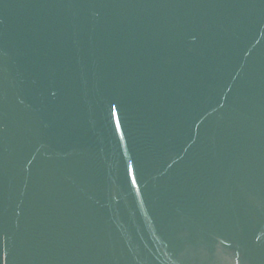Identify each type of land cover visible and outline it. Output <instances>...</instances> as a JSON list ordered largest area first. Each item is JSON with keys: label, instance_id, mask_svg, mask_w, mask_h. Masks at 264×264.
Returning <instances> with one entry per match:
<instances>
[{"label": "water", "instance_id": "water-1", "mask_svg": "<svg viewBox=\"0 0 264 264\" xmlns=\"http://www.w3.org/2000/svg\"><path fill=\"white\" fill-rule=\"evenodd\" d=\"M0 264H264V0H0Z\"/></svg>", "mask_w": 264, "mask_h": 264}]
</instances>
